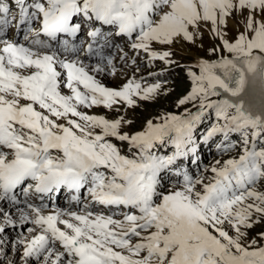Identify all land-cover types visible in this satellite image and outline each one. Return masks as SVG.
Segmentation results:
<instances>
[{"label":"snow or ice","instance_id":"6c2138e0","mask_svg":"<svg viewBox=\"0 0 264 264\" xmlns=\"http://www.w3.org/2000/svg\"><path fill=\"white\" fill-rule=\"evenodd\" d=\"M142 54L189 88L133 130ZM0 217L24 264H264V0H0Z\"/></svg>","mask_w":264,"mask_h":264},{"label":"rangeland","instance_id":"374dc122","mask_svg":"<svg viewBox=\"0 0 264 264\" xmlns=\"http://www.w3.org/2000/svg\"><path fill=\"white\" fill-rule=\"evenodd\" d=\"M19 38V37H18ZM197 53L193 52L192 55H196ZM203 54V53H200ZM118 55V54H117ZM131 55V54H130ZM183 55V59L180 61L183 63L190 62L191 57L186 53H181ZM179 58V56L177 57ZM117 68L116 75H108V74H101L97 78L100 79L104 84L109 87H119L124 82L132 77L133 74L139 79L140 77H144L145 84H150L156 82L159 79L162 83H164V88L166 91L171 89L168 92V95H160L155 100L151 101H140V106L136 109H128L126 115L134 121L133 130L139 129L145 119L152 118L163 114L165 112H175L178 111L175 107V103L178 97L185 94V92L189 88V81L187 79L185 71L180 68H176L174 66L164 65L163 62L154 61L152 62L151 66H148L147 58L142 54L141 58L138 59L137 63L140 65L141 70L139 72H135V66L131 65L130 61L128 64H123L118 60L114 62ZM161 73L158 77H153L149 75V73ZM67 92V90H65ZM83 111L88 112V114H96V115H106L109 118L113 116L107 109L103 108H92V109H82ZM123 113V109H122ZM127 130V129H126ZM202 155L200 156V161L198 162L200 167L202 168L205 164H210L213 162L214 157L216 156V150L214 144L204 145L202 146ZM188 167L193 173L197 171V165L188 164L184 165ZM170 179L174 181L176 179L175 176L170 174ZM169 181L166 180L165 183L167 184ZM49 204V210L53 209L52 202H47ZM58 204H65L66 208L70 207L69 199L65 202H58ZM75 210L76 208H72ZM13 214V213H12ZM14 216V214H13ZM0 224H2V217H0ZM12 226H6L5 232L7 233L8 230H13ZM22 231L24 228L22 227ZM11 234H15L12 233ZM30 233L28 231L25 232L24 235L21 236H13L10 238V235L7 233L5 234V238L0 240V264H8L9 260H13L15 264H24L23 260V246L17 245L15 251L19 252L18 256L14 257V249L12 245L20 238H30ZM4 234L0 237L2 238ZM20 237V238H19ZM7 240V241H6ZM23 261V262H22ZM30 262V263H29ZM28 264H38L36 258H30Z\"/></svg>","mask_w":264,"mask_h":264},{"label":"bare ground","instance_id":"6f19581e","mask_svg":"<svg viewBox=\"0 0 264 264\" xmlns=\"http://www.w3.org/2000/svg\"><path fill=\"white\" fill-rule=\"evenodd\" d=\"M38 203H39V202H37V204H38ZM8 210H9L10 213H13L14 215H16L14 209H8ZM18 253H19V252H17V251L14 250V254H15L16 256H18ZM22 262H23V261H22ZM29 263H30V262H29Z\"/></svg>","mask_w":264,"mask_h":264}]
</instances>
